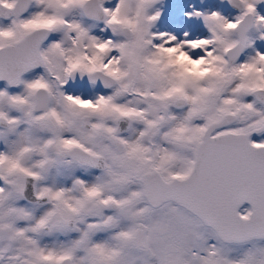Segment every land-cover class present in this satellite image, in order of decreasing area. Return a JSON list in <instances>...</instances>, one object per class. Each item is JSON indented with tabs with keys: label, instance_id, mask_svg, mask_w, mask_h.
Segmentation results:
<instances>
[{
	"label": "snow or ice",
	"instance_id": "6c2138e0",
	"mask_svg": "<svg viewBox=\"0 0 264 264\" xmlns=\"http://www.w3.org/2000/svg\"><path fill=\"white\" fill-rule=\"evenodd\" d=\"M0 264H264V0H0Z\"/></svg>",
	"mask_w": 264,
	"mask_h": 264
}]
</instances>
